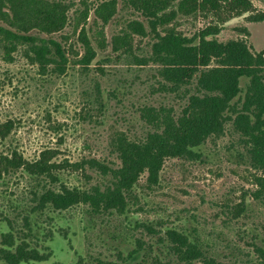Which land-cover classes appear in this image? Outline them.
I'll return each mask as SVG.
<instances>
[{
  "label": "rangeland",
  "instance_id": "obj_1",
  "mask_svg": "<svg viewBox=\"0 0 264 264\" xmlns=\"http://www.w3.org/2000/svg\"><path fill=\"white\" fill-rule=\"evenodd\" d=\"M58 1L69 6L64 29L52 34L33 29L29 34L62 44L69 60L64 74L42 75L24 58L22 47L7 63L0 48V126L11 123L0 153L16 149L31 162L52 150L51 162L65 167L60 174L67 186L103 190L110 185L109 176L87 166L75 171L72 165L96 160L118 169L116 139L142 143L148 134L159 131L156 119L161 111L175 118L181 114L194 87L173 92L158 76L156 66L136 63L150 56L154 38L145 19L124 1L118 2L106 25L93 13L99 0ZM250 1L252 14L264 12V0ZM175 5L167 12L175 10ZM84 6L90 12L83 29L95 52L87 67L78 64L84 50L78 41L80 28L75 27ZM247 16L226 22L215 38L222 43L243 40L253 52L264 54V22L250 23ZM133 21L144 25V37L126 29ZM216 24L212 14L176 15L156 32L173 28L190 38ZM124 34L129 35V47L114 51L113 39ZM245 83L241 81V88ZM233 103L240 102L236 98ZM233 118L224 122L222 134L208 137L197 148L196 157L166 159L157 184L150 185L147 174H142L128 196L124 214L112 211L94 216L81 205L64 212L45 211L32 223L36 226L33 236L25 241L40 251L48 248L52 255L35 264L80 260L81 264H152L154 259L162 264H188L168 249L164 241L168 230L188 236L214 264H264L258 252L264 251V201L253 195L259 189L256 180L264 172L251 166L246 139L234 128ZM30 189L31 182L20 171L0 180V230L3 218H8L19 233L26 232L21 215L31 205ZM146 226L154 232L149 233ZM136 241L144 243L145 251L139 258H128Z\"/></svg>",
  "mask_w": 264,
  "mask_h": 264
},
{
  "label": "trees",
  "instance_id": "obj_2",
  "mask_svg": "<svg viewBox=\"0 0 264 264\" xmlns=\"http://www.w3.org/2000/svg\"><path fill=\"white\" fill-rule=\"evenodd\" d=\"M99 1L93 13L102 25H106L115 15L119 1H124L140 14L148 24L154 43L150 56L136 59V63L156 66L158 76L171 86V91L193 86L194 93L187 97L178 117L161 111L162 114L156 119L160 124L159 131L148 134L142 143H132L121 137L116 139L114 149L120 161L118 169H110L96 160L72 165L75 171L87 166L109 176L110 185L103 190L99 187L83 190L67 186L60 174L65 167L51 162L54 157L52 150L41 152L38 159L31 162L23 159L16 149L6 154L0 153V180L20 171L31 182V205L23 210V214L19 213V216L22 214V227L26 232L21 230L19 233L13 228L11 220L3 218L0 264H35L49 260L52 254L48 248L40 251L25 241L33 236L36 226L32 223L45 211L58 213L81 205L94 216L112 211L124 214L128 196L142 174H147L150 185L157 184L158 174L166 159L196 157L197 148L208 137L222 134L223 124L231 116H234V128L246 139L251 166L264 172V54L253 52L243 40L222 43L215 38L229 20L248 14V22H264V12L252 14L250 0ZM175 2V10L167 12ZM68 10L69 6L58 0H0V23L4 25H0V48L4 61L10 63L12 54L22 47L24 58L36 66L42 75L47 72L64 74L69 60L62 44L31 36L29 32L33 29L45 34L62 31ZM89 12L84 6L75 19L76 30L80 28L78 41L84 50L78 64L83 67L89 66L95 57L83 29ZM196 13L212 14L218 24L207 26L190 38L173 28L162 34L156 32L158 26L169 24L176 15L190 16ZM126 29L141 37L146 35L144 25L136 21L129 22ZM243 31L247 34L246 29ZM128 37V34H124L114 38V51L128 48ZM100 45L104 47V41ZM242 80L246 81L244 89L240 86ZM236 98L240 107L233 103ZM10 130V122L0 126V143L6 140ZM256 181L259 189L253 194L254 198L264 201V177H258ZM145 228L149 233L154 232L148 226ZM164 236L168 249L180 262L214 264L204 257L198 244L185 234L168 230ZM143 251L144 243L136 241L135 249L128 258H139ZM258 252L264 256V251ZM76 264H81V260ZM95 264L113 263L96 261ZM152 264L162 263L154 259Z\"/></svg>",
  "mask_w": 264,
  "mask_h": 264
}]
</instances>
